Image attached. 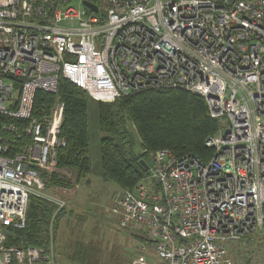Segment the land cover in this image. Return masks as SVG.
Returning a JSON list of instances; mask_svg holds the SVG:
<instances>
[{"label":"built area","instance_id":"1","mask_svg":"<svg viewBox=\"0 0 264 264\" xmlns=\"http://www.w3.org/2000/svg\"><path fill=\"white\" fill-rule=\"evenodd\" d=\"M78 1L0 0V264L54 261L51 225L46 252L7 240L30 197L65 209L45 177L76 185L56 164L64 104L34 114L36 94H56L60 78L101 103L182 89L227 120L206 138V162L149 153L146 176L111 212L145 235L131 264H231L223 244L264 234V0H86L96 12Z\"/></svg>","mask_w":264,"mask_h":264},{"label":"trees","instance_id":"2","mask_svg":"<svg viewBox=\"0 0 264 264\" xmlns=\"http://www.w3.org/2000/svg\"><path fill=\"white\" fill-rule=\"evenodd\" d=\"M92 1V0H89ZM56 94L38 92L34 114H46L57 101L64 104L60 136L66 146L57 150V169L69 170L75 183L90 173L88 107L85 91L60 78ZM97 124L100 132V176L121 189H131L146 176L145 157L157 150L167 149L179 158L193 155L206 162L213 154L204 144L218 130V120L208 115L204 99L182 89L151 90L119 98L112 103L97 102ZM140 142V155L128 156L133 144L130 128ZM142 161V162H141ZM45 189H72L74 185L58 172L44 178ZM37 197L28 201L26 224L14 230L9 245L42 248L47 251L49 226L53 241L63 211ZM55 213V215L53 214ZM263 243H264V238Z\"/></svg>","mask_w":264,"mask_h":264},{"label":"rangeland","instance_id":"3","mask_svg":"<svg viewBox=\"0 0 264 264\" xmlns=\"http://www.w3.org/2000/svg\"><path fill=\"white\" fill-rule=\"evenodd\" d=\"M67 6L79 10L82 8L78 0H67ZM88 100L90 173L72 189H67L69 191L59 187L55 191L53 188L46 189V193L66 202L54 237L52 264H131L134 257L144 255L138 247L148 244L144 233L120 228L118 216L111 212L112 198L120 194L122 189L103 180L99 174L101 135L97 124V102ZM218 125L224 130L227 120H218ZM129 132L133 144L128 156L136 158L141 152L140 142L132 127ZM144 160L149 166L148 157ZM262 237L264 235L251 234L237 242L223 244L226 248L224 257L231 264H264Z\"/></svg>","mask_w":264,"mask_h":264},{"label":"water","instance_id":"4","mask_svg":"<svg viewBox=\"0 0 264 264\" xmlns=\"http://www.w3.org/2000/svg\"><path fill=\"white\" fill-rule=\"evenodd\" d=\"M82 5H83L85 8L91 10L92 12H96V11H97V6H95L94 4H92V3H90V2H88V1H86V0L82 1ZM141 162H142V161H141ZM142 164L144 165L145 170H147V169H148L147 164H145V163H143V162H142Z\"/></svg>","mask_w":264,"mask_h":264},{"label":"crops","instance_id":"5","mask_svg":"<svg viewBox=\"0 0 264 264\" xmlns=\"http://www.w3.org/2000/svg\"><path fill=\"white\" fill-rule=\"evenodd\" d=\"M53 191V190H52ZM55 191V190H54ZM261 235H264V234H261Z\"/></svg>","mask_w":264,"mask_h":264}]
</instances>
